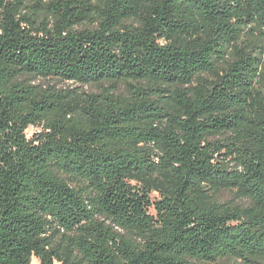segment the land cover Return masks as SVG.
I'll return each mask as SVG.
<instances>
[{
	"label": "trees",
	"instance_id": "16d2710c",
	"mask_svg": "<svg viewBox=\"0 0 264 264\" xmlns=\"http://www.w3.org/2000/svg\"><path fill=\"white\" fill-rule=\"evenodd\" d=\"M32 257L264 264V0H0V264Z\"/></svg>",
	"mask_w": 264,
	"mask_h": 264
},
{
	"label": "rangeland",
	"instance_id": "374dc122",
	"mask_svg": "<svg viewBox=\"0 0 264 264\" xmlns=\"http://www.w3.org/2000/svg\"><path fill=\"white\" fill-rule=\"evenodd\" d=\"M43 1H46V0H43ZM28 80L31 81V83L33 84H36V85H40L42 86V88H47V86H53L55 89H62V90H70V91H73V90H76L77 93H80V92H87V93H99L100 90H101V87L96 85V84H86V85H82L80 83H76V82H72V81H62V80H59L57 78H46V79H43V78H28ZM107 83H103L102 87H107ZM119 91L124 93V88L123 86L121 85L119 87ZM39 129L36 128V127H29L26 131V134L27 136H31L34 132L38 131ZM153 197H155V194L152 195ZM152 197V199H154ZM232 196L231 194L228 192V191H222L219 196H218V199L219 201H225V200H229L231 199ZM236 202H240V203H245V201L243 200H240V199H235ZM150 213L154 214V210L151 208L150 209ZM103 219V218H102ZM106 223H109L111 226L114 227L113 223L110 221V220H106V219H103ZM118 232L122 233V234H125L127 235V233L118 228V227H114ZM33 259V260H32ZM31 259V264H41L39 262V260L35 257H32ZM35 259V260H34ZM38 260V261H37Z\"/></svg>",
	"mask_w": 264,
	"mask_h": 264
},
{
	"label": "bare ground",
	"instance_id": "6f19581e",
	"mask_svg": "<svg viewBox=\"0 0 264 264\" xmlns=\"http://www.w3.org/2000/svg\"><path fill=\"white\" fill-rule=\"evenodd\" d=\"M33 260V259H32ZM35 260V259H34ZM38 261V260H37ZM34 264V263H33ZM37 264H38V262H37Z\"/></svg>",
	"mask_w": 264,
	"mask_h": 264
}]
</instances>
